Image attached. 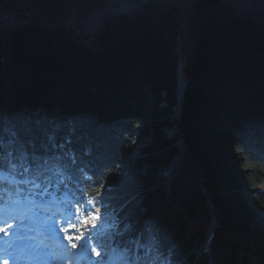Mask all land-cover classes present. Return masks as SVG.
<instances>
[{
    "label": "trees",
    "instance_id": "obj_1",
    "mask_svg": "<svg viewBox=\"0 0 264 264\" xmlns=\"http://www.w3.org/2000/svg\"><path fill=\"white\" fill-rule=\"evenodd\" d=\"M79 1L88 19L73 13L70 0H0V126L16 128L25 142L29 128L34 136L54 126L60 136L75 131L76 160L97 177L101 244L115 207L121 230L147 217L145 237L154 231L161 253L186 263L187 247L203 232L204 186L226 226L216 264H236L238 248L264 262V0L169 1L149 5L134 22L106 18L110 0ZM242 2L262 5L234 13ZM15 10L42 25L15 22ZM64 26L92 42L53 32ZM180 58L187 81L181 121ZM149 133L145 156L121 171L120 160ZM182 139L191 156L161 204L162 172L181 154Z\"/></svg>",
    "mask_w": 264,
    "mask_h": 264
},
{
    "label": "snow or ice",
    "instance_id": "obj_2",
    "mask_svg": "<svg viewBox=\"0 0 264 264\" xmlns=\"http://www.w3.org/2000/svg\"><path fill=\"white\" fill-rule=\"evenodd\" d=\"M25 135L29 138L23 141L21 132L16 128L0 126V199H3L4 192L3 182L8 179V175H12V183L16 185V194L19 196L22 192H27L30 197H50L59 199L61 189L64 195H67L68 189L65 184L64 172L67 169L65 161L76 163V157L71 147L73 144V136L75 131L60 136L61 129L54 126L43 130L40 136L32 135V129H25ZM17 145H20L17 147ZM63 164V166H61ZM83 172V169L80 170ZM53 177H56V183L53 184ZM85 184H90L91 179L83 180ZM56 187V192L51 191L52 187ZM86 193L80 190V196L75 198L74 205L70 204L71 211L67 216L62 217L60 231L64 233V239L69 242L73 249L77 248V243L73 240L83 242L90 238L91 232L96 231L99 226L97 221H104V213L95 210L97 201L95 199L88 200L85 198ZM27 198V197H25ZM19 202V201H17ZM101 207H112L101 203ZM111 222L107 226L110 238L116 244L117 248H123L124 253L139 252L145 247L144 233L133 236L134 226L125 225L121 230V224L124 220L121 218L120 212L112 207ZM81 216L83 217L81 220ZM76 221V222H73ZM78 223L83 227H78ZM91 224V228L86 226ZM8 228L12 225H8ZM75 229L79 234L72 233ZM7 229L0 226V233H6ZM87 233V235H86ZM128 238L125 239V236ZM119 237V240H116ZM90 243H92L90 241ZM91 251L100 257L101 253L92 247ZM123 264H138V259H132L131 256L120 254L117 257ZM0 264H9L8 260H3Z\"/></svg>",
    "mask_w": 264,
    "mask_h": 264
},
{
    "label": "rangeland",
    "instance_id": "obj_3",
    "mask_svg": "<svg viewBox=\"0 0 264 264\" xmlns=\"http://www.w3.org/2000/svg\"><path fill=\"white\" fill-rule=\"evenodd\" d=\"M118 1L120 2L119 7H124V12L127 13V15L128 14L129 15L126 16V15L117 14L116 11L111 10L110 4H109V9L112 12L110 11V14L108 16H106V18H113V20L115 18H117V19L121 20V19H125V18L130 17V18H128L129 21L134 22V21L138 20L137 16L141 14L143 9L148 7L149 5L164 7L168 3L178 2L179 0H118ZM169 1H171V2H169ZM104 12L106 13V10H104ZM182 29H185V23L182 24ZM180 33L184 34L185 31L181 30ZM175 40L178 42L177 43V51L180 53L182 41L179 37H176ZM179 64H181V65L185 64V61H183V59L180 58ZM148 120H149L148 118L145 119L143 122V125L145 123H148ZM152 138H153L152 134L149 133L143 139H141V141L138 144H136L132 149H130V151L123 157V160L120 163L121 168L126 169L127 166L132 162V159H136V157L142 156L144 154L143 153L144 147H147L150 144V142L152 141ZM147 169H148V167H144L143 172L146 173ZM162 175H164V173ZM163 184H164V181H161L160 185L163 186ZM106 240L107 241H106V246H105V253L108 254V253L112 252V250L109 246V243L111 242L112 239L108 235ZM116 240H119V239H116ZM107 256H109V254ZM167 262L168 261H165L164 264H167Z\"/></svg>",
    "mask_w": 264,
    "mask_h": 264
},
{
    "label": "water",
    "instance_id": "obj_4",
    "mask_svg": "<svg viewBox=\"0 0 264 264\" xmlns=\"http://www.w3.org/2000/svg\"><path fill=\"white\" fill-rule=\"evenodd\" d=\"M221 1L224 4L227 5L229 0H221ZM119 3L120 2L118 0H111L110 8H111L112 11H116L117 14L121 15L123 13V11H124V7H119ZM261 5H262V3H258V4H242L241 9H239L238 11H235L234 13L241 14L247 8L255 7V6H261ZM19 19H23V20H26V21H28L30 23L41 25V23L38 22L35 18L29 17L25 13L19 14V13L16 12L15 21L17 22V21H19ZM59 32L62 33L64 36H73V37L81 39V40L90 41V39H91L90 36H87L85 33L78 34L72 28H70L69 30H65L63 28H60ZM181 80L182 81H181V86H180V89H179V106H178L179 118H181V115H182L184 97H185V92H186V82H185L184 74L182 72H181Z\"/></svg>",
    "mask_w": 264,
    "mask_h": 264
},
{
    "label": "bare ground",
    "instance_id": "obj_5",
    "mask_svg": "<svg viewBox=\"0 0 264 264\" xmlns=\"http://www.w3.org/2000/svg\"><path fill=\"white\" fill-rule=\"evenodd\" d=\"M110 4V3H109ZM241 4H250V3H244V2H242ZM251 4H258V3H251ZM70 5L73 7V13L75 14V15H81V16H83V19H88V16H84L85 15V13H83V12H86V8H85V1L84 2H82V1H79V0H70ZM95 6H97V7H101L102 5L99 3V2H95ZM255 7H257V6H255ZM91 14L92 15H95L96 14V12H95V10H92L91 11ZM128 18H130V17H128ZM127 18V19H128ZM137 18L139 19L140 18V16H137ZM88 21V23H93V21L91 20V19H89V20H87ZM56 30H53V32H55ZM76 32L78 33V31L76 30ZM64 37H66V38H75V37H73V36H64ZM75 39H78V38H75ZM80 40V39H79ZM184 67H185V64H180V67H179V70L182 72V73H184L185 74V72H184ZM9 217H12L13 216V214H11V215H8ZM14 217V216H13ZM211 240V236L209 235H206V236H201V237H199V238H197V240L196 241H199V242H201V244L203 245V246H211L212 245V242H213V240L212 241H210ZM211 242V243H210ZM117 249H121V248H117ZM187 250V249H186ZM111 264H115V262H113V263H111ZM116 264H123L122 263V261L121 260H118V261H116ZM168 264V263H167Z\"/></svg>",
    "mask_w": 264,
    "mask_h": 264
}]
</instances>
